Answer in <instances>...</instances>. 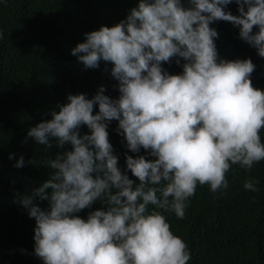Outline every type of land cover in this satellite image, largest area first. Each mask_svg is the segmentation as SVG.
Returning a JSON list of instances; mask_svg holds the SVG:
<instances>
[{
  "label": "clouds",
  "instance_id": "9594fccd",
  "mask_svg": "<svg viewBox=\"0 0 264 264\" xmlns=\"http://www.w3.org/2000/svg\"><path fill=\"white\" fill-rule=\"evenodd\" d=\"M234 2L239 15L225 10L233 0H139L126 19L85 33L72 49L85 68L110 63L119 96L106 95L104 85L91 98L69 93L51 119L28 130L49 149L71 146L45 160L50 177L20 201L36 221L35 255L44 264H188L187 244L163 213L183 219L198 184L213 193L227 189L232 165L251 170L264 160V90L251 80L256 65L219 58V34L210 26L231 22L264 57V0ZM174 57L185 61L181 74L162 67ZM113 120L131 152L143 148L154 157L127 155L135 187L113 154ZM85 125L90 133L81 134ZM24 165L21 155L15 167ZM257 183L244 187L257 191ZM97 200L107 210L86 220L76 215Z\"/></svg>",
  "mask_w": 264,
  "mask_h": 264
},
{
  "label": "trees",
  "instance_id": "16d2710c",
  "mask_svg": "<svg viewBox=\"0 0 264 264\" xmlns=\"http://www.w3.org/2000/svg\"><path fill=\"white\" fill-rule=\"evenodd\" d=\"M138 2L0 0V264H44L35 255L36 221L20 201L50 177L53 170L45 160L71 146L61 149L54 143L49 149L28 137V130L51 119L52 110L59 111L69 93H84L91 98L104 85L106 95L118 98V81L111 76L110 63L102 61L98 68H85L71 52L84 42L85 33L126 19ZM225 10L239 15L234 0ZM210 26L219 34L215 38L219 58H251L256 65L251 74L253 86L264 90V57L240 37L239 27L228 21H216ZM184 62L174 57L162 67L170 74H181ZM98 111L96 105L94 114ZM118 123H108L109 140L118 157V167L135 187L139 181L127 168V155L154 157L143 148L139 153L131 152L117 130ZM80 132L90 133V129L85 125ZM261 137L264 142V129ZM10 154H14L13 159H9ZM21 155L25 165L17 168ZM226 178L227 189L215 193L210 185L198 184L195 195L187 201L183 219L174 212L163 213L172 232L187 244L188 264H264V160L251 170L232 165ZM250 179L259 181L257 191L245 189ZM35 203L42 209L49 208L47 200ZM107 207L106 202L97 200L76 215L86 220L90 212Z\"/></svg>",
  "mask_w": 264,
  "mask_h": 264
}]
</instances>
